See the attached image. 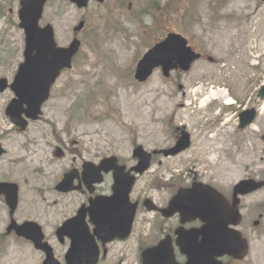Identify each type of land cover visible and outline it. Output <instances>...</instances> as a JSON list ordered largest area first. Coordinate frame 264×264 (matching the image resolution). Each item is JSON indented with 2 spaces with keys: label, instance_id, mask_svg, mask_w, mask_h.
I'll return each mask as SVG.
<instances>
[{
  "label": "rangeland",
  "instance_id": "rangeland-1",
  "mask_svg": "<svg viewBox=\"0 0 264 264\" xmlns=\"http://www.w3.org/2000/svg\"><path fill=\"white\" fill-rule=\"evenodd\" d=\"M160 7L166 8L164 16L156 14ZM186 13L196 25L188 33L190 41L215 64L199 62L189 72L173 73L169 79L156 71L145 84L135 83L131 68L147 45L163 31L185 30ZM138 16H142L140 23ZM81 18L87 27L79 35L80 58L55 85L45 109L50 124L65 130V159L50 161V171L63 169L76 156L97 163L115 155L131 164L134 145L148 151L170 146L175 128H181L191 134L190 147L162 161L170 162L167 167L183 176L185 184L195 179L229 197L239 181L264 179V102L256 97L264 83V0H113L84 11L68 0H47L41 24H51L57 43L66 46ZM217 19L224 23L216 27L212 22ZM22 49L18 20L1 18L0 76L8 77ZM229 96L233 106L227 109L224 103ZM250 108L258 112L253 125L238 131V115ZM5 125L0 118V127ZM42 129L46 134V128ZM44 146L46 154L51 151V136L48 147ZM0 175L20 180L16 171L5 169ZM53 181L49 177L40 185ZM36 187L33 183L30 189L38 199ZM22 191L29 199L26 183ZM65 200L74 206L78 202L74 195ZM240 211L246 236L264 239V190L242 198ZM255 220L260 221L258 230L252 226ZM3 221L0 214V229ZM139 225L140 220L137 230ZM0 257V264H35L29 247L9 238L1 242Z\"/></svg>",
  "mask_w": 264,
  "mask_h": 264
},
{
  "label": "flooded vegetation",
  "instance_id": "flooded-vegetation-1",
  "mask_svg": "<svg viewBox=\"0 0 264 264\" xmlns=\"http://www.w3.org/2000/svg\"><path fill=\"white\" fill-rule=\"evenodd\" d=\"M17 3L18 0H0V19L9 18L11 22L13 17L17 18ZM22 61L23 52L20 53V58H17L16 62L11 65L8 77L3 76L0 79L6 78L8 83L18 81L17 75ZM20 80L24 81L23 78ZM51 99H53V92L49 100L42 106L41 114L36 120L27 118L26 103L21 105L17 102L13 110L15 115L12 113L11 115L25 121V124L21 125V120H16L20 123V126H17L6 114V108L14 101L20 100L18 95L10 88H6L3 93H0V118H3L7 123V125L0 127V171L5 169L11 172L16 171V174L20 176V180L17 181L0 175V214L4 215L3 227L0 229V245L8 238L20 246L26 245L35 254V264H43L46 258L45 252L37 249L30 240L19 237L17 233L19 230L26 234L31 233L33 238L38 240L37 243H39V237L42 236L41 243H46L51 247L53 257L59 264H67L66 255L71 245H81L85 239L92 246L94 242L99 250V256L94 260L96 264H208L201 261L194 262L193 247H191L193 243L201 244L203 238L194 239L187 234L193 230H199L202 223L199 220L182 223L177 214L165 217L161 213L178 189L190 187L193 181V179H188L187 184H185L183 176L172 173L166 165L170 162L162 161L170 160V158H157L155 170L148 174L143 181H138L137 187L135 185L131 192L132 202L137 203V216L131 238L126 240L114 238L104 242L97 237H93V239L84 237L86 236V228L91 234L94 229L90 219L92 210H84L85 214L80 215L83 218L77 214L81 209L88 207L92 198L110 196L113 179L111 174L104 175L103 182L99 186L92 184L93 190L89 192L87 189L88 181H91L94 175L90 173L87 180H83L81 173L83 166L92 161L86 162L78 156L72 159L68 166L64 165L63 169H57L56 173L49 170L50 161L59 162L65 159V130L63 127L58 128L55 124L51 125L50 120L45 117V109L49 107L48 103ZM30 105H32L31 101L29 102ZM38 126L41 131L36 132ZM42 127L46 128V134ZM39 133L41 136L38 135ZM179 134V128H175L172 145H165L163 149L172 147ZM50 136L53 139V148L46 154L44 145L48 147ZM30 165H33L34 170L29 171ZM119 165L126 166L127 169L130 168L128 163L123 160H119ZM73 170L79 174L78 177L76 176L74 180L70 181L67 188L75 189L69 192L76 197V200L78 199L75 206L73 202H66L65 198L69 194L56 192V186L60 184L66 174ZM49 177H52L54 181L40 185L41 180ZM29 179L30 185H28ZM194 181L197 180L194 179ZM24 183L29 187V199L22 191ZM33 183L37 185L35 195L38 196V199L32 197L30 186ZM51 184L53 185L52 188ZM5 185L9 188L3 191L2 186ZM52 197L54 198L52 199ZM146 200L151 202L149 205H153L157 209L153 212L151 220L147 216L149 213L146 210ZM23 205L25 208L27 207V211ZM117 219L112 221L110 228H114V221ZM138 220H140L139 230L135 225ZM66 222L73 224L58 236L56 230ZM30 238L32 239V237ZM246 241L248 252L244 258L215 257L211 264H264V239L247 238ZM151 248L156 249L154 257L146 254V251ZM87 250L88 248L84 247L82 251ZM89 261L90 259H83L81 262L79 259L74 262L86 264Z\"/></svg>",
  "mask_w": 264,
  "mask_h": 264
},
{
  "label": "water",
  "instance_id": "water-1",
  "mask_svg": "<svg viewBox=\"0 0 264 264\" xmlns=\"http://www.w3.org/2000/svg\"><path fill=\"white\" fill-rule=\"evenodd\" d=\"M88 1L89 0H71L78 8L85 7ZM44 3L45 0L21 1L19 27L23 29L25 34V61L21 64L19 74L17 75L19 80H15L14 84L11 86L20 100L14 101L7 110L9 116L15 119L18 117L12 115H15L13 110L17 102L21 105L23 103L27 104L28 116H31L30 114L36 115L39 113L40 106L47 99L49 88L54 82V79L57 77L60 70L69 67L71 58L79 47V42L74 41L67 49L57 48L54 42L52 28L50 26H46L44 29L38 27V21L41 18ZM82 26L83 24L80 23L75 31H79ZM197 58L198 56L193 53L190 48L186 47L184 39L179 36L170 35L143 56L137 66L135 79L139 82L146 80L152 70L157 67L162 69L165 77L174 69L179 68L186 71L190 64ZM20 78H23L24 81L22 82ZM3 88L4 84L0 87V90ZM21 88L24 89V92ZM26 96L28 97L27 99L25 98ZM261 97H264V89L261 93ZM30 101L32 105L29 106ZM247 114H249L248 121L241 120V128L250 123L253 118V112ZM187 146L188 137L183 134L177 146L169 153L174 155ZM133 156L139 160L138 166L133 170L138 174L143 173L149 166L150 156L143 153L141 149H136ZM97 169L104 172H113L115 180L113 188L114 195L111 199H105V204L97 205L104 206L110 212L117 213L121 222L124 219V225L121 226L122 233L120 237L125 238L130 232L135 210V205H131L128 201V195L134 179L130 174L124 173L122 167L117 166L114 158L103 161ZM71 177H73V175ZM71 180L72 179H69V182ZM263 186V184H257L253 181L240 182L233 189V201L231 206L221 195L215 193L210 188L200 185H196L190 190H182L173 198L169 209L174 212H179L184 218L189 216L184 220H194L198 218L205 224L202 230L191 232L193 233L192 236L194 239L199 236L203 238L201 244L195 243L193 245L192 252L194 253V262L201 261L209 263L214 257L223 255L240 257L244 254L245 246L241 241V236L235 231L229 230L228 226L236 225L240 220L237 212V196L251 193ZM2 187L3 191L9 188L7 185ZM62 188H64V186H62ZM94 205L96 204L92 206ZM116 208L118 211H115ZM96 211L98 220L102 218L103 222L107 220L104 217L111 214L107 213L109 212L107 210L103 212ZM92 221L97 226V231L99 233L106 232L108 228L107 223H105L104 226H99L94 220ZM255 225H257V223H255ZM64 229L65 228L62 229V233ZM17 233L27 238L32 237L31 233L26 234L19 230H17ZM60 234V232L57 233L59 236ZM40 239L41 237H39V243H37L36 246L46 251L47 257L44 264H57L52 258L50 249L45 244H41ZM36 241L38 242V240ZM76 258L73 248H71L67 255V261L73 264Z\"/></svg>",
  "mask_w": 264,
  "mask_h": 264
}]
</instances>
